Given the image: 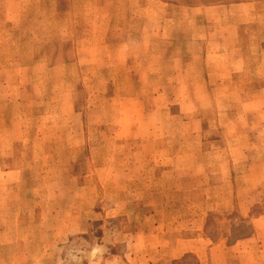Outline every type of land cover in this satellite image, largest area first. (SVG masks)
Masks as SVG:
<instances>
[{
    "label": "rangeland",
    "instance_id": "rangeland-1",
    "mask_svg": "<svg viewBox=\"0 0 264 264\" xmlns=\"http://www.w3.org/2000/svg\"><path fill=\"white\" fill-rule=\"evenodd\" d=\"M161 1L187 11L185 19L208 20L213 35L220 30L214 21L250 19L245 7H260L256 22L242 27L251 62L240 85L246 89L155 90L186 87L203 68L199 45L187 61L170 33L174 57L162 71H178L174 76L151 75L141 61L105 52L72 60L70 46L59 44L49 59H0V151L7 153L0 160L21 173L19 183L0 186V264H199L193 255L172 257L186 236L172 221L194 211L183 201L202 198L203 183L220 192L231 181L240 199H263L252 215L264 214V0ZM72 2L58 1L67 10ZM75 2L84 22L106 21L107 10L116 21L137 15L129 1ZM196 8L209 12L203 17ZM36 38L38 55H46ZM201 164L207 173L192 192L190 174L198 169L190 166ZM212 215H219L208 227L215 241L228 236L232 244L254 231L237 213ZM228 256L232 264H264V236L248 252L241 244L225 254L221 246L218 262Z\"/></svg>",
    "mask_w": 264,
    "mask_h": 264
},
{
    "label": "crops",
    "instance_id": "crops-1",
    "mask_svg": "<svg viewBox=\"0 0 264 264\" xmlns=\"http://www.w3.org/2000/svg\"><path fill=\"white\" fill-rule=\"evenodd\" d=\"M58 1L0 0V53H3L0 59H49L52 48L59 44V46H70L69 51L74 55L68 58L72 60L104 58L103 52H105V58L141 61L151 75L174 76L179 75V72L162 71L164 59L174 57L168 53L171 38L169 39L166 34L170 33L178 36L173 38L175 45L180 44L181 50L189 53H184L186 55L183 56L187 61L195 59L194 47L196 44L199 45L197 57L203 60V68L198 73L193 72L194 75L200 77L198 81L189 82L186 87L171 84L166 88L158 87L155 90L240 92L246 89L240 85L250 77L248 68L251 62L242 45V27L244 24L256 22L252 18L255 13L260 12V10L257 11L260 7L256 5L245 7L250 10L248 15L250 19L244 20L245 17H242L238 20L214 21V26H219L220 30L213 35L209 30L210 25L206 23L208 20L185 19L189 14L187 11L161 0H123L122 6H126L125 3L128 1L131 2L129 6L134 8L133 12H136V16L130 15L127 16L128 19H123L124 21H116L115 13L109 14L110 10H107L106 21L90 22L80 19L82 11L78 10L76 0L72 2L74 4L68 10L61 9ZM107 8L112 7L107 5ZM192 10L202 14L203 17L209 12L208 8ZM136 17L137 19H133ZM44 18L48 22L41 20ZM221 24L226 26L222 28ZM88 26L92 30L85 33L83 29ZM121 28H128L122 39L118 36ZM129 29L137 33L129 34ZM35 36L42 37L41 42L46 55H38L41 49L38 47L40 41ZM10 52H27L28 55H4ZM89 53L93 55H85ZM0 152V158L7 155L5 150ZM195 169H198V174L193 176L190 174L191 191L198 193L197 190L200 188L198 179L203 175L206 176L207 167L205 164L190 166V172H194ZM20 175L21 173L16 168H8L0 160V186L19 183ZM201 186L203 187L202 198L197 196L198 199H194L195 195L194 198L189 197L183 201L188 204V210L192 205L194 211L184 212L172 221L173 227L177 223L176 229L179 234L186 235L181 236L173 246L174 249L172 248V257L175 261L186 255H193L200 264H220L218 258L221 246L225 254L235 250L241 244L248 252L252 246L262 242L264 214L254 216L252 210L262 204L263 199L260 197L246 199V201L240 199L235 191V185L227 179L219 186L220 192L217 191L218 188L208 183H203ZM234 213L238 214L241 221L252 222L254 231L250 236L231 244L228 236L215 241L208 235L210 218L219 216L212 214L232 215ZM240 258L244 259V256ZM224 260L227 261L222 264L236 262V258H230V256Z\"/></svg>",
    "mask_w": 264,
    "mask_h": 264
},
{
    "label": "trees",
    "instance_id": "trees-1",
    "mask_svg": "<svg viewBox=\"0 0 264 264\" xmlns=\"http://www.w3.org/2000/svg\"><path fill=\"white\" fill-rule=\"evenodd\" d=\"M200 264V263H199Z\"/></svg>",
    "mask_w": 264,
    "mask_h": 264
}]
</instances>
